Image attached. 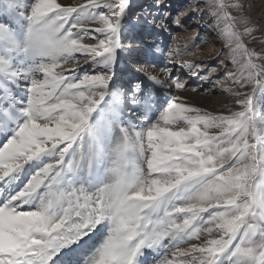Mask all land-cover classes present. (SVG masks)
Returning <instances> with one entry per match:
<instances>
[{
  "label": "snow or ice",
  "instance_id": "6c2138e0",
  "mask_svg": "<svg viewBox=\"0 0 264 264\" xmlns=\"http://www.w3.org/2000/svg\"><path fill=\"white\" fill-rule=\"evenodd\" d=\"M129 7L0 0V264H264V56L244 43L250 18L238 0H208L239 70L228 75L251 87L225 89L239 108L213 115L172 94L178 77L117 83Z\"/></svg>",
  "mask_w": 264,
  "mask_h": 264
},
{
  "label": "rangeland",
  "instance_id": "374dc122",
  "mask_svg": "<svg viewBox=\"0 0 264 264\" xmlns=\"http://www.w3.org/2000/svg\"><path fill=\"white\" fill-rule=\"evenodd\" d=\"M59 2L70 5L82 0ZM225 2L231 3L233 0ZM238 2L243 5V14L250 18V26L254 29L250 36L244 37V43L248 49L264 56V0ZM161 3L163 7L157 9L154 0H130L123 41L128 50L120 52L112 69L117 83L144 80V73L161 79L166 76L172 79L178 77L186 88L179 93L173 91L172 94L180 95L184 103L213 115L228 114L226 105L232 110H238L239 106L233 103L235 98L225 89L248 92L251 87L239 88L228 75L238 73L239 70L229 55L231 46L225 45L221 34L224 25L221 23L217 26L216 18L209 14L208 0H161ZM229 11L234 16L239 15L233 9ZM157 23H165L170 31L163 32L155 26ZM237 28L243 31L244 25L237 23ZM154 33L161 35L155 36ZM156 44L160 45L165 54L170 49L181 52L187 49L190 54L182 55L179 62L168 63L166 55L155 51ZM145 59L154 61V66H142ZM185 61L200 65L195 75L182 67ZM81 67L92 70L87 64ZM189 243L196 241L187 242L181 247H187Z\"/></svg>",
  "mask_w": 264,
  "mask_h": 264
},
{
  "label": "bare ground",
  "instance_id": "6f19581e",
  "mask_svg": "<svg viewBox=\"0 0 264 264\" xmlns=\"http://www.w3.org/2000/svg\"><path fill=\"white\" fill-rule=\"evenodd\" d=\"M185 17V16H184Z\"/></svg>",
  "mask_w": 264,
  "mask_h": 264
}]
</instances>
